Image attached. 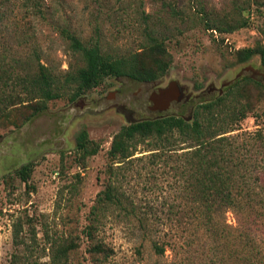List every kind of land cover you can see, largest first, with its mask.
<instances>
[{"label":"rangeland","instance_id":"rangeland-1","mask_svg":"<svg viewBox=\"0 0 264 264\" xmlns=\"http://www.w3.org/2000/svg\"><path fill=\"white\" fill-rule=\"evenodd\" d=\"M42 2L49 8L44 6L41 13L11 16L9 33L20 38H9L4 31L0 40V56L18 60V69H37L41 64L64 81L81 67L80 54L69 49L61 33L64 27L85 44L97 37L102 52L113 58L130 59L157 38L170 64L153 82L111 77L77 98H72L67 86L64 96L47 102L35 116L31 114L34 102L30 104L22 95L26 102L7 109L0 118V264H50L52 241L77 244L66 264H178L188 262L187 255L197 260L196 248L194 252L187 248V232L179 227L188 220L194 201L183 174L185 162L179 159L190 149L169 152L156 163L151 162L152 152L146 151L148 141L139 142L131 149V157L117 163L108 151L113 136L133 122L159 115L191 121L196 108L241 76L253 81L242 88L241 98L236 97L245 106L246 116L224 136L233 147V157L242 161L234 168L243 182L238 188H251L260 196L252 197L255 212L250 218L243 213L240 219L227 210L220 220L231 229L227 239L234 238L236 228L243 230L245 223L250 224L249 231L257 236L250 241H257L259 249L252 247L251 237H239L230 248L237 247L240 256L255 253L264 260V68L258 55L238 61L242 49L264 47V0ZM243 22L246 26L233 32L217 29ZM206 25L215 30H206ZM137 60L147 65L152 61L149 54ZM171 81L183 88L182 100L165 111L149 110L150 95ZM16 89L22 93L20 86ZM81 130L100 145L83 162L76 154ZM27 163L33 165L32 172L23 182L15 171ZM109 182L134 213L126 216L111 205L90 239L85 233L89 212ZM16 230L30 250L13 244ZM155 241L164 244V255L153 252ZM94 244L105 253L90 252Z\"/></svg>","mask_w":264,"mask_h":264},{"label":"trees","instance_id":"trees-1","mask_svg":"<svg viewBox=\"0 0 264 264\" xmlns=\"http://www.w3.org/2000/svg\"><path fill=\"white\" fill-rule=\"evenodd\" d=\"M42 1L0 0V40L4 37V31L9 38L11 36L20 38L15 33H11L12 31L9 33L12 24L11 16L15 14L24 17L41 13L44 6L49 8V5L47 7ZM59 3L62 4V1ZM245 26L246 23L243 22L236 26L217 29L233 32ZM206 30L215 29L206 25ZM94 32L95 34L99 32L98 27ZM61 33L68 41L69 49L80 54L83 65L65 77L64 81H59L41 64H38L37 69L29 65V67L18 69V60L2 54L0 56V118L7 109H14L26 102L25 98L29 99L30 104L34 102L31 106V114L35 116L45 110L47 102L64 96L67 86L72 98H77L111 77H128L142 83L153 82L164 75L170 64L166 59V50L157 38L151 39L144 48L134 53L130 59H126L113 58L104 54L97 37L93 42L85 44L66 27L61 29ZM144 54H149L151 57L150 65L137 60ZM253 55L259 56L260 65L264 68V47L260 45L242 49L239 52L238 61L245 62ZM249 82H253L249 77L237 78L224 87L222 94L196 108L191 121L178 115H159L124 126L112 138L108 156L116 163L119 162L118 160L131 157L133 155L131 149H135L139 142L144 141H148L146 151L152 152L150 153L152 163L164 160L169 152L190 149L180 154L179 159L185 162L183 174L192 187L189 192L194 194V201L189 215L186 216L188 220L180 223L179 227L182 232H187L185 239L188 242L187 248H196L197 260L187 255L184 259L189 261L178 264H264V260L259 258L262 256L252 253L243 257L240 256L237 247L230 248L233 245L231 243L239 237H251L249 241L257 238L253 232L249 231L250 224L245 223L243 230L236 228L234 238L227 239L228 235L225 234H229L231 229L220 220L227 210L234 211L240 219L243 213L247 215L246 218H250L255 212L252 197L255 199L260 196L259 193L251 192V188L245 191L238 188V185L243 182L240 181L234 168L240 166L242 161L233 157V147L224 136L232 128V124L246 116L245 106L236 97H242L240 91ZM256 84L260 86L259 83ZM19 86L22 93L16 89ZM20 95L25 98H20ZM179 143L187 147L180 148L182 146H178ZM99 147V143L89 139L85 130H81L76 136V154L81 162L95 155ZM32 166L27 163L15 171L21 181H27L32 172ZM247 200L251 202L245 203ZM111 205L118 207L126 216L134 213L133 208L128 209L123 205L121 194L109 182L97 194L89 212L90 224L85 228L87 237L92 238V233L98 230L105 211L110 209ZM141 221L139 219L138 223L141 224ZM250 243L255 250L259 249L260 245L257 241H250ZM13 244L16 247L25 246V249L30 250L28 243L21 238L18 230L13 235ZM75 248L77 244L74 242L68 244L50 242L48 248L50 264H66L71 251ZM152 249L156 255L162 256L166 248L164 244L155 241L152 243ZM89 251L96 254L105 253L98 244L92 245ZM219 251H221L220 254ZM187 252L189 253L188 250Z\"/></svg>","mask_w":264,"mask_h":264},{"label":"water","instance_id":"water-1","mask_svg":"<svg viewBox=\"0 0 264 264\" xmlns=\"http://www.w3.org/2000/svg\"><path fill=\"white\" fill-rule=\"evenodd\" d=\"M183 88L179 87L177 82L171 81L165 88H159L149 97V110L165 111L173 102L180 101L183 98ZM113 95V94H110Z\"/></svg>","mask_w":264,"mask_h":264},{"label":"flooded vegetation","instance_id":"flooded-vegetation-1","mask_svg":"<svg viewBox=\"0 0 264 264\" xmlns=\"http://www.w3.org/2000/svg\"><path fill=\"white\" fill-rule=\"evenodd\" d=\"M242 77H244V76H241L240 78H242ZM229 84H230V83H229ZM229 84H227V85H229ZM227 85H226V86H227ZM226 86H224V87H226ZM156 90H158V89H156ZM182 93H183V91H182ZM187 99H188V97H185V98H184V100H187ZM181 100H182V99H181ZM181 100H180V101H181ZM180 101H177V102H180Z\"/></svg>","mask_w":264,"mask_h":264}]
</instances>
